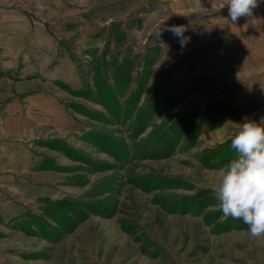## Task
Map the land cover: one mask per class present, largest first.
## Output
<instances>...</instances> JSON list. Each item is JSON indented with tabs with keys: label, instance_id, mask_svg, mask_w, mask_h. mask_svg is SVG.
<instances>
[{
	"label": "rangeland",
	"instance_id": "rangeland-1",
	"mask_svg": "<svg viewBox=\"0 0 264 264\" xmlns=\"http://www.w3.org/2000/svg\"><path fill=\"white\" fill-rule=\"evenodd\" d=\"M211 19L167 0H0V264H264V236L212 191L249 72L228 60L245 40Z\"/></svg>",
	"mask_w": 264,
	"mask_h": 264
},
{
	"label": "clouds",
	"instance_id": "clouds-1",
	"mask_svg": "<svg viewBox=\"0 0 264 264\" xmlns=\"http://www.w3.org/2000/svg\"><path fill=\"white\" fill-rule=\"evenodd\" d=\"M219 2L221 9L227 6L233 25L239 18L251 16L259 6L258 0ZM169 31L181 37L183 44V26H173ZM236 126L239 131L230 143L236 155L218 170L212 191L223 216L242 219L250 235L258 238L264 236V121L246 120Z\"/></svg>",
	"mask_w": 264,
	"mask_h": 264
},
{
	"label": "crops",
	"instance_id": "crops-1",
	"mask_svg": "<svg viewBox=\"0 0 264 264\" xmlns=\"http://www.w3.org/2000/svg\"><path fill=\"white\" fill-rule=\"evenodd\" d=\"M167 1L173 2L178 12L212 15L217 37L245 40V47H239V52L233 51L228 60L233 63L234 58L239 59L237 62L241 65L238 68L249 72V120L257 118L256 122L264 121V0H258L259 6L253 9L252 15L239 18L235 25L231 22L227 6L221 9L219 0Z\"/></svg>",
	"mask_w": 264,
	"mask_h": 264
}]
</instances>
